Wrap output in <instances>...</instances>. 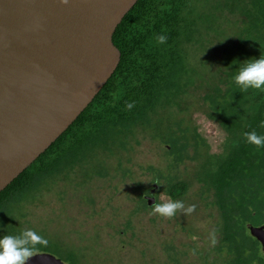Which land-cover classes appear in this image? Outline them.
Instances as JSON below:
<instances>
[{"label":"rangeland","instance_id":"rangeland-1","mask_svg":"<svg viewBox=\"0 0 264 264\" xmlns=\"http://www.w3.org/2000/svg\"><path fill=\"white\" fill-rule=\"evenodd\" d=\"M253 1L194 0V39L182 42L189 76L177 101L73 172L10 204L0 216V236L33 229L48 240L33 254H52L65 264L73 253L78 264H229L234 256L217 249L224 221L209 173L219 168L230 137L209 117L207 96L216 86L227 88L234 60H247L239 58L238 45L244 43L250 57L264 55V41L255 52L247 41ZM261 37L264 31L253 32V39ZM171 138L176 141L168 143ZM177 181L188 190L176 200L185 209L195 205L193 212L164 217L147 208L142 195L155 183L163 203L175 200L169 188Z\"/></svg>","mask_w":264,"mask_h":264},{"label":"trees","instance_id":"trees-1","mask_svg":"<svg viewBox=\"0 0 264 264\" xmlns=\"http://www.w3.org/2000/svg\"><path fill=\"white\" fill-rule=\"evenodd\" d=\"M193 5L194 0L137 1L113 35L121 52L115 73L69 129L0 192V216L10 204L41 191L62 173L73 172L92 154L108 150L134 127L149 122L159 108L177 101L189 76L182 42L194 39ZM253 8L254 14L249 11L252 24L247 28V41L255 52L258 41H264V37L252 38L253 32L258 35L264 31V0H254ZM159 35L167 37L166 43L157 42ZM238 46L239 58H254L244 43ZM241 64L240 59L231 64L227 88L216 86L207 96L209 117L219 121L230 137L219 168H211L209 173L224 221L217 249L234 256L229 264H253L256 240L249 226L264 220V147L257 148L244 137L250 131L264 134V128L259 127L264 120V91H242L234 84L233 76ZM129 103L133 104L131 109ZM174 141L171 138L168 143ZM187 190L186 182L177 181L169 194L176 200Z\"/></svg>","mask_w":264,"mask_h":264},{"label":"water","instance_id":"water-1","mask_svg":"<svg viewBox=\"0 0 264 264\" xmlns=\"http://www.w3.org/2000/svg\"><path fill=\"white\" fill-rule=\"evenodd\" d=\"M138 0H0V192L88 108L113 76V35ZM154 184L149 205L155 203ZM264 249V225L249 226ZM27 264H65L48 253Z\"/></svg>","mask_w":264,"mask_h":264},{"label":"clouds","instance_id":"clouds-1","mask_svg":"<svg viewBox=\"0 0 264 264\" xmlns=\"http://www.w3.org/2000/svg\"><path fill=\"white\" fill-rule=\"evenodd\" d=\"M67 4L69 0H61ZM157 42L166 43L167 37L164 35L157 36ZM233 82L240 87L242 91L255 89L264 91V55L258 59L252 58L245 60L236 74L233 76ZM131 109L132 103L127 104ZM259 127L264 128V120H261ZM244 137L250 144L257 148L264 147V134H258L256 131L245 132ZM195 205H189L186 209L183 201L168 200L163 203H156L152 207L154 214L164 217H173L178 210H183L185 214H190L195 210ZM211 244H216L215 231L210 233ZM48 240L36 231L30 228L21 230L14 235L0 236V264H27L32 258L37 245L47 246ZM264 254V253H262Z\"/></svg>","mask_w":264,"mask_h":264},{"label":"flooded vegetation","instance_id":"flooded-vegetation-1","mask_svg":"<svg viewBox=\"0 0 264 264\" xmlns=\"http://www.w3.org/2000/svg\"><path fill=\"white\" fill-rule=\"evenodd\" d=\"M211 119H213V118H211ZM152 190H153V188L150 190V195H151V191ZM155 193H156V191H155ZM155 193L153 194L154 197H155V203H154V205L156 203H158L157 197H156ZM150 195H147V194L142 195V200L146 203L147 208H152L154 206V205H152V206L149 205L148 197ZM262 225H264V220L259 225H257V226L259 227V226H262ZM254 239L256 240V245H255V251H254L255 252V255H254L253 264H264V254H262V253H264L263 245H262V243L259 240H257L256 238H254ZM76 256H77L76 253H73V255H70L68 257L69 261L73 262V261H75V259L79 260Z\"/></svg>","mask_w":264,"mask_h":264}]
</instances>
